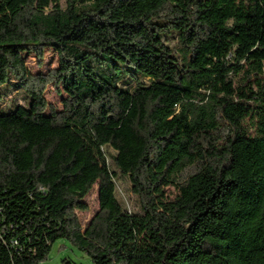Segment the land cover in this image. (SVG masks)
I'll return each mask as SVG.
<instances>
[{
  "label": "trees",
  "instance_id": "16d2710c",
  "mask_svg": "<svg viewBox=\"0 0 264 264\" xmlns=\"http://www.w3.org/2000/svg\"><path fill=\"white\" fill-rule=\"evenodd\" d=\"M48 48L58 66L32 73ZM14 81L27 102L0 111V264H44L61 238L95 264H264V0H0V101Z\"/></svg>",
  "mask_w": 264,
  "mask_h": 264
},
{
  "label": "rangeland",
  "instance_id": "374dc122",
  "mask_svg": "<svg viewBox=\"0 0 264 264\" xmlns=\"http://www.w3.org/2000/svg\"><path fill=\"white\" fill-rule=\"evenodd\" d=\"M65 0H62L64 3ZM131 56L134 59L140 60L144 66L145 71L152 76H160L164 77L166 72L164 67L156 61L149 59L143 56H137L135 53H131ZM244 64V62H241ZM27 66L32 73L38 72H46L50 68H54L58 66V56L56 52L48 48L45 52L44 59L42 63L38 61V59L34 56L27 57ZM247 67V66H246ZM236 80L238 83L242 80V74L236 76ZM2 91L6 92L4 99L0 101V111H11L15 109L17 105H26L27 98L23 91H19L15 87V81L10 85H6L2 87ZM47 99L61 106V96H59L55 90L50 87L47 91ZM117 98V106L125 105L126 101L124 97L116 96ZM245 125L249 128V132L252 135L256 134V129L254 126V122L250 119H247ZM44 135L41 129H33V130H24L18 136L19 140V154L14 161L13 167L16 170H24L28 168V154L29 150L32 147L33 143L41 138ZM63 137H61V140ZM79 141V137L75 134H71L70 146L69 148H73L76 143ZM112 151V150H111ZM59 162V154L56 151L52 156L51 167L53 169L56 168ZM194 167L190 166L185 169L182 176L177 178L180 181L181 178L186 177L188 174L194 171ZM118 186V196L120 200L125 204L128 210L138 211L139 210V202L138 199L133 195L132 185L127 176L118 174L116 179ZM166 193L168 196L175 197L178 194V188L176 184H171L166 187ZM89 205V209L87 211H80L79 217L82 224L85 226L89 220L93 217L96 211L99 209V200H98V186L96 185L91 193L85 199ZM44 264H95L91 257L84 251L80 250L77 246H75L70 240L66 238L58 239L53 245L50 251L48 260Z\"/></svg>",
  "mask_w": 264,
  "mask_h": 264
}]
</instances>
